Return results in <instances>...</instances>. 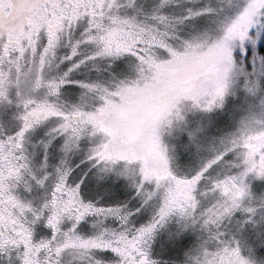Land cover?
I'll use <instances>...</instances> for the list:
<instances>
[{"label": "snow or ice", "instance_id": "snow-or-ice-1", "mask_svg": "<svg viewBox=\"0 0 264 264\" xmlns=\"http://www.w3.org/2000/svg\"><path fill=\"white\" fill-rule=\"evenodd\" d=\"M0 264H264V0H0Z\"/></svg>", "mask_w": 264, "mask_h": 264}]
</instances>
